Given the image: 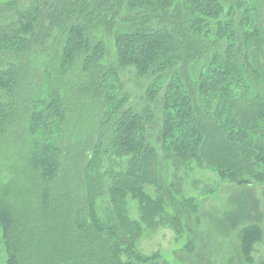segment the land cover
Here are the masks:
<instances>
[{"label":"trees","instance_id":"16d2710c","mask_svg":"<svg viewBox=\"0 0 264 264\" xmlns=\"http://www.w3.org/2000/svg\"><path fill=\"white\" fill-rule=\"evenodd\" d=\"M262 12L264 0L0 2L5 264H168L138 251L162 227L193 253L201 208L177 176L191 164L264 200ZM123 71L149 81L140 108ZM263 236L237 231L243 264Z\"/></svg>","mask_w":264,"mask_h":264},{"label":"rangeland","instance_id":"374dc122","mask_svg":"<svg viewBox=\"0 0 264 264\" xmlns=\"http://www.w3.org/2000/svg\"><path fill=\"white\" fill-rule=\"evenodd\" d=\"M2 1L4 0H0ZM263 16L264 12L261 13V22H264ZM121 73L126 91L130 93V105L134 108L142 107L141 98L149 81L137 80L128 71ZM190 167L191 171L186 175L182 171V174L177 172V176L182 177L180 183L184 196L195 197L201 208L200 224L192 227L195 232L192 236L194 252L188 254L182 250L188 239L186 234L176 240L173 231L167 227L143 237L138 243V251L144 255L159 252L168 264H243L236 252V233L246 223L260 225L264 233V200L261 189L255 187L246 194L233 189L229 184H222L209 170L200 169L194 164ZM135 209L134 203H131L133 219H137ZM242 217L244 218L241 219ZM254 251L253 264H264V236L262 242L255 245ZM5 260L6 254L1 246L0 264H5Z\"/></svg>","mask_w":264,"mask_h":264}]
</instances>
